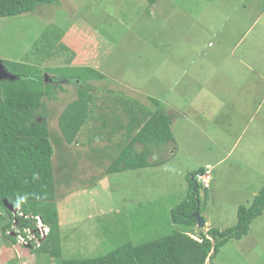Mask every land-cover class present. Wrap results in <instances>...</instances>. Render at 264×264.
Instances as JSON below:
<instances>
[{
	"label": "rangeland",
	"instance_id": "1",
	"mask_svg": "<svg viewBox=\"0 0 264 264\" xmlns=\"http://www.w3.org/2000/svg\"><path fill=\"white\" fill-rule=\"evenodd\" d=\"M263 4L264 0H158L155 4L149 0H61L0 17V58L7 66L9 62L31 64L44 76L58 71L67 75L86 66L84 61L93 56L92 66L106 76L99 82L89 80H97L92 90L99 104L123 98L128 105L141 102L148 113L163 109L171 116L175 139L155 150L150 159L155 164L148 167L109 173L116 150L94 148L86 142L88 132L62 149L54 140L65 257L97 256L124 240L137 243L168 233L177 226L171 220L172 208L193 193L189 172L206 163L212 165L213 181L208 199L202 197L201 203V214L208 221L205 232L237 223L238 208L249 206L264 186V47H252L249 60L255 67L244 66L238 86L226 84L234 72L223 71L219 65L207 69L209 76L200 73V63L213 55L194 57L182 76L190 83L184 91L185 86L167 75L172 59L160 43L164 37L169 48L173 40H180L187 45L178 48L179 54L189 55L194 40L187 30L199 33L203 23L216 32L227 16L247 30L256 23L253 17ZM260 20L248 42L262 30L264 13ZM53 80L65 87L58 88V99L45 100L57 137L59 115L78 92L68 79ZM98 144L102 149L109 143L105 139ZM172 150L175 153L170 155ZM0 209L3 229L10 215L3 205ZM198 231L190 233L197 237ZM1 238L0 264L15 257L19 264L48 260L47 254L37 257L18 246L23 242L20 238L11 249ZM213 264H264V213L253 220L248 234L222 246Z\"/></svg>",
	"mask_w": 264,
	"mask_h": 264
},
{
	"label": "trees",
	"instance_id": "2",
	"mask_svg": "<svg viewBox=\"0 0 264 264\" xmlns=\"http://www.w3.org/2000/svg\"><path fill=\"white\" fill-rule=\"evenodd\" d=\"M59 1L61 0H0V17L30 12L39 4ZM157 1L149 0L151 4ZM2 61L5 64L6 61ZM7 67L19 75L17 79H4L0 83V206L3 205L10 215V220L2 229L0 209V238L2 235L1 239L9 249L18 243L19 236L29 238L26 231L28 229L41 236L37 226L40 218L50 226L49 234L44 238L40 237V244L30 241L29 244L22 243L18 246L30 250L37 257L47 254L48 263L44 261L45 264L51 261L61 264H207L208 260L213 264V258L219 254L222 246L232 238L248 234L253 220L264 213L263 186L249 206L241 205L238 208L235 225L226 229L211 227L206 232L202 228L197 229V220L192 214L197 208L201 213L202 197L208 199L210 187H204L197 179L198 173L207 169L206 166H201L189 172L193 193L172 208L171 220L177 226L168 233L137 243L124 240L107 253L97 256L65 257L57 201L58 180L53 162L54 140L62 149L64 144L76 143L81 134L86 132L90 134L86 142L92 144L98 139L122 135L121 140L105 148L100 149L98 144L92 145L99 150H116L111 157L108 172L148 167L155 164L149 160L155 150L175 139L171 116L163 109L148 113L141 102L129 103L130 106L123 98H111L112 101H109L112 104L106 101L105 106L113 108L114 114L121 108L130 119L125 123L116 115L115 118H110L113 122L111 126L109 118H106L100 127L101 132L94 134L91 127L85 130V126L96 118V97L89 80L103 79L106 77L104 74L86 64L75 68L68 76L57 70L58 74L54 72L55 75H49L47 79L39 67L31 64L9 62ZM60 78L68 79L76 85L78 96L60 113V133L54 137L45 100L58 99V88L64 90L65 87L53 79ZM203 188L206 189L205 192H202ZM21 197L25 199L17 207V200ZM5 199L18 208L16 213L5 205ZM195 231L199 233L197 238L190 233ZM19 261L15 257L7 264H19Z\"/></svg>",
	"mask_w": 264,
	"mask_h": 264
},
{
	"label": "crops",
	"instance_id": "3",
	"mask_svg": "<svg viewBox=\"0 0 264 264\" xmlns=\"http://www.w3.org/2000/svg\"><path fill=\"white\" fill-rule=\"evenodd\" d=\"M153 13L156 14L157 11L155 9H153ZM263 13H264V8L255 14V16L253 17V23H255V22L259 23L261 21L260 18L262 17ZM228 20H230V17L227 16L226 19L224 20V22L222 23L221 28L217 29L216 32L208 29V24H203V23L201 25V29L199 30V33L197 31V33L194 34L193 32L187 30V36L190 39L194 40V42L189 44V49H188L190 51L189 55H187V54H181L180 55L179 53L181 52V49H179V51H178V48L180 46L184 47V45H187V44H185L184 42H181L180 40H179V42L176 40H173L171 47L169 46V48H166L165 39H164V37H162L160 44L165 46V52L167 50L168 59H172V63L169 60V63L167 64L169 66V71H168L167 75H170L172 77L174 83H178L180 86L181 85L185 86L184 91H188V89L190 87L188 88L187 86H189L188 84H190V83L186 82V80H184V78L182 76H183V74H185L187 69L190 67V64L192 62H195V58H198V57L200 58L201 56L208 57L210 55H213V57H212V59H210V61H206L204 59V61L202 63H200V64H202V65H200L201 66L200 73L202 75L207 74L209 76L210 73L207 71V69L212 68L213 66L219 65V67H217V68H220L223 71L228 70V71L234 72L233 78L226 80L227 85H228V82H230L231 84H233V86L240 85L239 83H241L244 66L247 69L248 68L252 69V67H255V65L249 60V58H250L249 56H250L253 48L257 49L256 47H254L255 45H262L264 47V26H263L262 30L260 32H258L257 35L256 34L251 35V37L254 36V38L252 39V43H251V41L248 42L249 35L251 33L250 31L252 30V27L256 23L249 25L247 30H244L243 27H241V25L239 24V22L236 23V22L228 21ZM259 50H261V49H259ZM176 54H178V56H176ZM214 57L216 58L215 61H213ZM84 62H86L85 64L92 66V64L94 62V57L92 56V58L90 57L88 59V61H84ZM182 62H183V65H182ZM161 68H163V67H161ZM174 68L176 69L175 73L173 72ZM51 74H53V73H51ZM47 76H49V75L47 74ZM239 76L241 78H239ZM201 77H204V76H201ZM201 77H198V79L200 80ZM94 79H97L98 81L92 80L91 81L92 85L93 84L95 85L94 82H96V81L99 82V80H100L98 78H94ZM199 84H200V86H204L203 83H199ZM248 86H251V85H248ZM94 88H95V86H94ZM94 88H93V90H94ZM94 94L96 97V106H95L96 110L94 111L96 118L93 119L89 123V124H91L94 121V124L92 126H88L89 124H87L85 126V129L91 127L92 132L94 134L96 132H100L101 131L100 127L103 126L106 118H109L110 125L112 126L113 122H111V119H112L111 116H113L115 118L116 115L120 116V118H122L124 120V122L127 123L126 118L128 117V115L126 113H124L121 108H119V112H117V114H114V111H113L114 109L113 108H107V106H105V104H102V103L99 104L98 103L99 100H98V97H97V94L95 91H94ZM253 96L259 97L258 95H253ZM107 100H110V99H107ZM122 100L125 101L126 99H122ZM108 102L110 103V101H108ZM110 104H112V103H110ZM110 130H111V128H110ZM83 134H85V133H83ZM88 138L89 137L87 136L86 141H88ZM121 138H122V135L116 136L115 138H110V137L108 138L107 137L106 141H108L109 144H106L105 146H109L110 144L113 145L114 143H116V141L121 140ZM103 140H105V139H103ZM103 140L98 139L93 143V145L98 144L99 142H102ZM97 146H99V148H100V144H98ZM105 146H104V148H105ZM165 147H166V145H164V148ZM174 153H175V151L172 150L170 155H172ZM214 164H216V163H214ZM211 166L212 165L210 163H206V167H210V169H211Z\"/></svg>",
	"mask_w": 264,
	"mask_h": 264
},
{
	"label": "built area",
	"instance_id": "4",
	"mask_svg": "<svg viewBox=\"0 0 264 264\" xmlns=\"http://www.w3.org/2000/svg\"><path fill=\"white\" fill-rule=\"evenodd\" d=\"M197 178L204 187H209L213 179L212 171H210V167H207L205 172L198 173ZM38 230L41 236L36 235L35 232H33L31 229H28L26 231H28L29 233V238L25 239L23 236H19V238L21 239V241H23L22 243L25 244H29L30 241H34L37 244H40L41 238L46 237L47 233L49 232V227L45 226L40 218L38 219Z\"/></svg>",
	"mask_w": 264,
	"mask_h": 264
},
{
	"label": "water",
	"instance_id": "5",
	"mask_svg": "<svg viewBox=\"0 0 264 264\" xmlns=\"http://www.w3.org/2000/svg\"><path fill=\"white\" fill-rule=\"evenodd\" d=\"M45 77L48 79L47 74ZM17 78H19V75L10 72L8 70V68L6 67V65L3 63L2 59H0V83L4 79L14 80ZM4 203L14 213H16L18 211V208L15 207L14 204L12 202H10L8 199H5ZM192 216L196 218L197 225L199 228H203L206 226L207 222H206L204 216L200 213L199 208H197V210L192 214Z\"/></svg>",
	"mask_w": 264,
	"mask_h": 264
},
{
	"label": "clouds",
	"instance_id": "6",
	"mask_svg": "<svg viewBox=\"0 0 264 264\" xmlns=\"http://www.w3.org/2000/svg\"><path fill=\"white\" fill-rule=\"evenodd\" d=\"M1 59V58H0ZM6 65V64H5ZM7 67V66H6ZM8 68V67H7ZM9 70V69H8ZM10 71V70H9ZM11 72V71H10ZM13 73V72H12ZM18 75V74H17ZM198 179V178H197ZM25 198L24 197H21V198H19L18 200H17V203H16V206L17 207H19L20 206V204L23 202V200H24ZM205 218V217H204ZM206 220V219H205ZM207 222V221H206ZM44 223V222H43ZM208 223V222H207ZM44 225L45 226H47V227H49V232H50V226L49 225H47V224H45L44 223ZM207 225V224H206ZM37 226H38V222H37ZM197 227H198V225H197ZM206 227V226H205ZM205 227H203L202 229H204ZM199 228V227H198ZM211 228V227H210ZM210 228H208V230L210 229ZM201 229V228H200ZM207 230V231H208ZM205 231V230H204ZM49 232L47 233V235L49 234ZM46 235V236H47ZM191 235L193 236V237H195V238H197L198 237V235H197V237H196V235H194V233H191ZM42 240V239H41Z\"/></svg>",
	"mask_w": 264,
	"mask_h": 264
}]
</instances>
